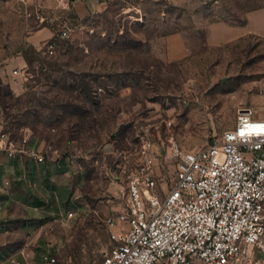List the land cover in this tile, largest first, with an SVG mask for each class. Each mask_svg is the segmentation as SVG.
<instances>
[{"label": "rangeland", "instance_id": "obj_1", "mask_svg": "<svg viewBox=\"0 0 264 264\" xmlns=\"http://www.w3.org/2000/svg\"><path fill=\"white\" fill-rule=\"evenodd\" d=\"M262 7L264 0H0V131L14 143L34 136L54 156L29 172L5 156L0 264H40L47 250L103 264L109 226L129 201L122 170L144 141L166 155L174 146L186 152L213 144L241 108L264 117V39L208 40L214 25H241ZM166 155L161 196L176 171Z\"/></svg>", "mask_w": 264, "mask_h": 264}, {"label": "built area", "instance_id": "obj_2", "mask_svg": "<svg viewBox=\"0 0 264 264\" xmlns=\"http://www.w3.org/2000/svg\"><path fill=\"white\" fill-rule=\"evenodd\" d=\"M51 152L34 136L14 143L0 131V166L5 156L44 164L54 159ZM164 152L144 141L131 169L124 166L129 201L109 226L112 246L103 264H255L250 251L264 240V117L241 108L213 144ZM164 155L176 160V171L161 196ZM40 264L74 262L47 250Z\"/></svg>", "mask_w": 264, "mask_h": 264}, {"label": "crops", "instance_id": "obj_3", "mask_svg": "<svg viewBox=\"0 0 264 264\" xmlns=\"http://www.w3.org/2000/svg\"><path fill=\"white\" fill-rule=\"evenodd\" d=\"M41 32L42 34L45 33L44 30ZM249 34L256 35L264 39V7L250 11L247 14L245 23L241 25L231 26L224 23L214 25L209 32L208 40L211 45H221ZM48 162L50 161H47L46 163ZM5 164H20L21 168L27 172L44 166L43 163H38L30 158L24 159L21 156L5 158ZM262 247L263 248L256 247L250 251V255L255 264H264V240Z\"/></svg>", "mask_w": 264, "mask_h": 264}, {"label": "bare ground", "instance_id": "obj_4", "mask_svg": "<svg viewBox=\"0 0 264 264\" xmlns=\"http://www.w3.org/2000/svg\"><path fill=\"white\" fill-rule=\"evenodd\" d=\"M253 109V108H252ZM264 109V108H263ZM254 110V109H253Z\"/></svg>", "mask_w": 264, "mask_h": 264}]
</instances>
